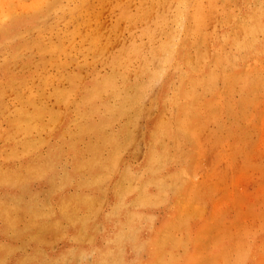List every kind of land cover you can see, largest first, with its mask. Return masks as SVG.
<instances>
[{
    "label": "rangeland",
    "instance_id": "374dc122",
    "mask_svg": "<svg viewBox=\"0 0 264 264\" xmlns=\"http://www.w3.org/2000/svg\"><path fill=\"white\" fill-rule=\"evenodd\" d=\"M178 1L0 0V264H264V0Z\"/></svg>",
    "mask_w": 264,
    "mask_h": 264
},
{
    "label": "bare ground",
    "instance_id": "6f19581e",
    "mask_svg": "<svg viewBox=\"0 0 264 264\" xmlns=\"http://www.w3.org/2000/svg\"><path fill=\"white\" fill-rule=\"evenodd\" d=\"M107 1H110V0H73V3H75V4H77V8H76V10H74V11H76V12H78V17H77V19H72L71 21H73V22H75L76 23V28H75V33H74V35L73 34H71L70 36H69V34L70 33H68V37H69V39H70V41H72V43L70 44L71 45V48H72V51L75 49V51H79V50H83L82 48H80L79 47V49L77 48L78 47V45H76L75 43L77 42L76 41V35H78V34H80L81 32H82V30H85V35L82 37V42L83 43H85L86 42V40L88 41V49H84V50H88V53H91V52H89V51H94L95 52V54H96V45L98 44H96V42L98 41H96V24L98 23L97 22V20H98V18H99V14H98V11H96V5L98 4V3H101V4H103V2L104 3H106ZM147 1L148 0H138V3H139V5H141V8H143L146 4H147ZM175 1V0H174ZM181 1V3L183 4H180V5H182V7L185 5V6H188V4L187 3H189V0H180ZM202 1V0H201ZM160 2V0H157V3H159ZM177 2H178V4H179V1L177 0ZM177 2H176V4H177ZM126 4V3H125ZM161 4V3H160ZM201 4V3H200ZM120 4L119 3H117L116 2V0H115V2L113 3V5H112V8H115V7H118ZM166 5V4H165ZM76 6V5H75ZM151 6H154L153 4L151 5ZM156 6V5H155ZM176 6V5H175ZM174 6V7H175ZM202 6V5H201ZM164 7V6H163ZM174 7L172 8L173 10H174ZM181 7V8H182ZM127 8H128V6H120V13H119V15H118V19H122V20H131V19H133V18H135V16L132 14V13H130L128 10H127ZM152 8V7H151ZM176 8V7H175ZM181 8H179V9H181ZM186 8V7H185ZM62 9V8H61ZM153 9H154V7H153ZM153 9H151V10H153ZM177 9V8H176ZM174 10V11H171V10H168V11H166V13H165V15H164V13L162 14V15H160V16H158V18H157V22L158 23H163L164 21H167L168 20V17H170V16H167L169 13H172L173 15H172V18H174L173 20L174 21H176V22H178V24H177V30H178V33H180V34H182L180 31H182L181 29H183V27L182 26H184L183 25V22L185 21V19L184 18H186L187 16L186 15H188V14H185L186 13V10H184V11H182L184 8H182L181 10ZM182 12V14H179V13H181ZM150 14H152V13H150ZM186 16V17H185ZM189 16V15H188ZM74 16H72V18H73ZM198 17H199V15H198V11H197V13L195 12L191 17H187V19L186 20H190V23L189 24H187V26L185 27V36L186 37H189L191 34H192V32H193V26H192V21L193 20H198ZM184 19V20H183ZM183 20V21H182ZM181 21H182V23H181ZM67 22V21H66ZM175 29V28H174ZM147 30V29H146ZM176 30V29H175ZM184 31V30H183ZM182 31V32H183ZM70 32H73V31H70ZM152 32H153V30H152ZM157 32V31H156ZM149 33V32H148ZM155 33V32H154ZM177 32H175L174 31V34H175V36L177 35L176 34ZM196 33H197V31H196ZM160 34V33H159ZM180 34H178L176 37H179L180 38ZM198 34V33H197ZM197 36V35H196ZM192 37H194V36H192ZM73 38H74V40H73ZM166 38V37H165ZM179 38H177V41L174 43V48L171 50V53H173V52H175L176 51V56H177V60L179 61L181 58H182V53L184 52V50H185V46H186V43L183 41V42H181V43H179L178 44V41H179ZM183 38V37H182ZM79 39H80V37H79ZM173 39V38H172ZM171 39V40H172ZM175 40V39H174ZM168 41V40H167ZM187 41V40H186ZM109 42H111V41H109ZM108 42V43H109ZM162 42V41H161ZM163 42H164V40H163ZM171 42V41H170ZM177 43V44H176ZM86 44V43H85ZM136 44V43H135ZM153 44V43H152ZM82 45V44H81ZM107 45V44H106ZM167 45V44H166ZM83 46V45H82ZM105 46V45H104ZM163 46V45H162ZM169 46V45H168ZM84 47V46H83ZM103 47V46H102ZM108 47V46H107ZM153 47H154V44H153ZM152 47V48H153ZM156 47V46H155ZM99 48V47H98ZM101 48V47H100ZM134 48H135V46H134ZM166 48H167V46H166ZM39 49L40 50H44L45 49V45H43V46H41V47H39ZM137 49V48H136ZM171 49V48H170ZM103 50H105V49H103ZM101 51V52H104V51ZM132 50V49H131ZM152 50V49H151ZM164 49H162L161 51H163ZM46 51H47V49H46ZM85 51V52H86ZM131 52V51H130ZM140 52V51H139ZM62 53L64 54V55H66L67 56V52H66V50L64 49L63 51H62ZM69 53V52H68ZM98 53V52H97ZM107 53V52H106ZM123 53V52H122ZM70 54V53H69ZM84 54V53H83ZM93 54V53H92ZM100 54V53H99ZM98 54V55H99ZM103 54H105V53H103ZM102 54V55H103ZM126 54V53H125ZM174 55H175V53H173ZM73 55V54H72ZM94 55V54H93ZM133 55V54H132ZM153 55V54H152ZM78 56V55H77ZM81 56V55H80ZM106 56V55H105ZM104 56V57H105ZM124 56V55H123ZM139 56V55H138ZM137 56V57H138ZM148 56V55H147ZM168 56V55H167ZM100 57V56H99ZM102 57V56H101ZM131 57V56H130ZM171 57V56H170ZM92 58V57H91ZM102 59V58H101ZM121 59V58H120ZM123 59V58H122ZM100 60V59H99ZM104 60H106V59H104ZM108 60V59H107ZM141 60V59H140ZM173 60V59H172ZM80 62V61H79ZM81 62H83V61H81ZM94 62V61H93ZM108 62V61H107ZM116 63V62H115ZM92 64V63H91ZM101 64V63H100ZM104 64V63H103ZM117 64V63H116ZM123 64V63H122ZM126 64V63H125ZM134 64V63H133ZM41 66H39V65H37L36 67H35V71L36 72H40V71H42V70H45L46 69V65H48V63L47 62H44L43 64L41 63L40 64ZM92 65H95V64H92ZM91 65V66H92ZM107 65V64H106ZM108 66V65H107ZM89 67V66H88ZM111 68V67H110ZM118 71V70H117ZM108 72V71H107ZM111 74V73H110ZM122 75V74H121ZM107 76V75H106ZM109 76V75H108ZM107 76V77H108ZM113 79H114V76H113ZM115 79H116V77H115ZM102 80V79H101ZM71 81V80H70ZM69 81V82H70ZM106 81H108V80H106ZM113 81V80H112ZM103 82V81H102ZM104 83V82H103ZM54 85V84H53ZM122 87H123V85H122ZM117 89V88H116ZM54 90V89H53ZM58 90V89H57ZM56 90V91H57ZM73 91V90H72ZM118 92V91H117ZM55 93V92H54ZM121 93V92H120ZM92 94H96V85L94 86V88H93V91H92ZM65 95V94H64ZM113 95H115V94H113ZM59 96V95H58ZM117 96V95H116ZM55 97H57V96H55ZM60 97V96H59ZM63 98V97H62ZM65 98V97H64ZM68 98V97H67ZM86 98H88V96L86 97ZM93 98V97H92ZM60 99V98H59ZM90 99V98H89ZM62 100V99H61ZM131 100V99H130ZM67 101V100H66ZM82 102V101H81ZM86 102V101H85ZM64 105V104H63ZM62 112V111H61ZM61 114V113H60ZM62 118V117H61ZM93 129V128H92ZM77 141V140H76ZM59 144V143H58ZM61 148V147H60ZM94 158V157H93Z\"/></svg>",
    "mask_w": 264,
    "mask_h": 264
}]
</instances>
